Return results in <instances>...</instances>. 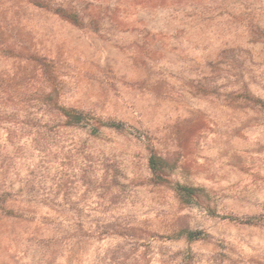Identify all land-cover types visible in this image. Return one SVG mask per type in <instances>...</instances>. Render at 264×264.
Returning a JSON list of instances; mask_svg holds the SVG:
<instances>
[{"label":"rangeland","instance_id":"obj_1","mask_svg":"<svg viewBox=\"0 0 264 264\" xmlns=\"http://www.w3.org/2000/svg\"><path fill=\"white\" fill-rule=\"evenodd\" d=\"M0 264H264V0H0Z\"/></svg>","mask_w":264,"mask_h":264},{"label":"trees","instance_id":"obj_2","mask_svg":"<svg viewBox=\"0 0 264 264\" xmlns=\"http://www.w3.org/2000/svg\"><path fill=\"white\" fill-rule=\"evenodd\" d=\"M61 10V9H60ZM62 13L74 21L78 22V18L76 15L67 11L65 9L61 10ZM39 62L41 64V86H38L35 94L44 101V103L50 104L54 100L53 92L58 90L59 81L57 79V72L53 68V63L50 60H47L45 57L39 58ZM56 105V104H55ZM56 108L59 111L60 116L62 117L63 125L68 126H82L89 127L92 133H97V129L101 126L110 127L116 130H127L131 131V127L126 125L124 122L115 121L111 119L101 120L98 117L92 116L82 110H79L74 107L64 106V105H56ZM148 158V166L154 173L161 172L163 166L166 163L159 158L153 151ZM180 192L182 195L187 197H193V188L187 185H178ZM231 220H237V218L232 216H227ZM243 222H247V220H239ZM183 235L187 240H194L201 238L205 235V233L201 229H184L180 231L177 236Z\"/></svg>","mask_w":264,"mask_h":264}]
</instances>
